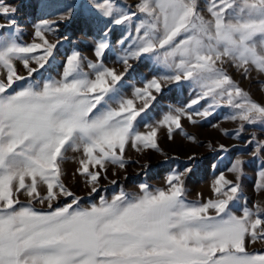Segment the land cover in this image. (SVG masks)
I'll use <instances>...</instances> for the list:
<instances>
[{
    "label": "snow or ice",
    "instance_id": "obj_1",
    "mask_svg": "<svg viewBox=\"0 0 264 264\" xmlns=\"http://www.w3.org/2000/svg\"><path fill=\"white\" fill-rule=\"evenodd\" d=\"M66 7L61 19L74 14ZM80 7L108 18L111 26L139 20L136 36L128 37L131 46L119 57L124 71L102 62L111 47L109 25L94 47L97 60L87 64L90 71L73 51L60 78L41 80L35 75L54 58L59 43L45 36L52 30L49 22L35 28L40 42L23 44L14 32L0 31V264H264V251L247 248L264 239V207H244L236 214L240 184L224 174L213 182L216 198L207 201H188L185 173H177L168 177L167 189L141 184L139 192L121 189L87 207L62 180L66 153L82 152L77 172L91 185L89 194L95 193L100 169L109 163L124 168L129 143L137 150H158L160 127L167 126L171 138L174 129H182V117L196 123L194 117L207 118L222 105L232 110L228 119L242 122L241 129L244 123L264 126V104L222 66L231 63L245 77L251 67L264 74V0H210L208 19L199 0H139L138 12L118 7L115 0H91ZM14 11L0 5V15ZM14 25L12 20L7 27ZM145 56L165 74L134 88L131 98L121 96L133 67L129 60ZM18 64L26 75L18 72ZM162 81H188L199 91L186 108L170 110L156 126L140 132L138 118L156 100L153 92H162ZM201 100L207 106L193 110ZM261 150L264 141L257 144ZM242 165L238 158L229 169L237 180ZM41 185L46 186L43 194ZM258 187L264 189V172ZM61 197L71 200L57 205ZM34 201L46 207L37 208Z\"/></svg>",
    "mask_w": 264,
    "mask_h": 264
},
{
    "label": "rangeland",
    "instance_id": "obj_2",
    "mask_svg": "<svg viewBox=\"0 0 264 264\" xmlns=\"http://www.w3.org/2000/svg\"><path fill=\"white\" fill-rule=\"evenodd\" d=\"M90 2L91 0H0V5L15 10L7 16L0 15V24L6 26L0 31L14 32L19 38L18 42L23 44L34 40L40 42L34 35L35 28L42 21H48L52 30L45 31V36L50 42H59L54 50V58H51L45 68L35 75L36 80L60 78L66 58L73 51L81 54L84 70L90 71L87 64L97 60L94 47L102 38L105 25H109L111 29L108 33L111 47L106 50L102 62L107 67L115 68L117 73L124 71V65L119 57L124 54L123 49L131 46L132 40L128 37L136 36L134 26L139 20H134L131 26H111L108 18L98 17L86 8L80 7L81 4ZM115 2L118 7L138 12L136 5L139 0H115ZM209 2L210 0H199L200 9L206 19L210 18L206 12ZM66 6H70L74 14L69 19H61L68 10ZM138 16L143 18V14L138 13ZM12 20L15 21V25L9 29L7 25ZM121 39L127 40L123 46L118 43ZM38 54H40L39 50ZM129 63L133 67L126 74L120 89V95L125 98H131L133 89L143 87L146 80L165 74L154 58L149 56L139 61L129 60ZM32 66H36L34 62ZM222 66L254 100L264 104V74L251 67L248 76L245 77L242 75V70H238L231 63ZM18 72L26 75V70L20 64H18ZM162 85V92L159 94L153 92L156 100L138 118L137 130L140 132L149 131L148 125L156 126L163 115L170 110L186 108L199 91L188 81H162ZM137 106H142L139 101ZM206 106V102L201 100L193 110L203 111ZM231 111L229 107L222 105L215 108L212 115L207 118L194 117L196 123L182 117V129H174L171 138L167 126L160 127L157 134L158 150L142 147L137 150L129 143L124 151V168L109 163L106 165V170L100 169L102 175L97 192L91 194H89L91 185L77 172L83 154L69 150L62 163L63 183L75 196L80 197V206L87 207L98 203L101 197L111 199L121 189L129 193L139 192L141 184H147L153 190L167 189V179L170 175L185 173L182 178L186 199L207 201L216 198L212 185L218 176L224 174L227 179L240 184L238 199L233 203V211L236 214H242L244 207L254 209L257 204L264 207V189L258 187L261 173L264 172V150L257 151L258 142L264 141V126L259 122L254 125L244 123L241 129V121L227 118ZM221 145L224 147L221 148ZM238 158L243 161V171L239 180L236 174L229 171ZM186 169L191 171L186 173ZM113 180L116 181L115 184L111 183ZM45 190L46 186L41 185L42 194ZM19 199L26 203L28 197L21 193ZM70 200L69 197H61L56 203L62 205ZM33 204L37 208L46 207L35 201ZM247 248L250 252L264 251V239L249 243Z\"/></svg>",
    "mask_w": 264,
    "mask_h": 264
}]
</instances>
